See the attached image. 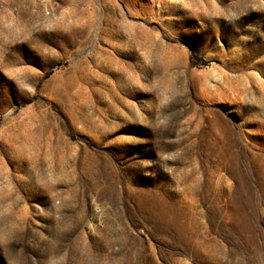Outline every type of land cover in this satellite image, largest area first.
Segmentation results:
<instances>
[{
  "label": "rangeland",
  "instance_id": "374dc122",
  "mask_svg": "<svg viewBox=\"0 0 264 264\" xmlns=\"http://www.w3.org/2000/svg\"><path fill=\"white\" fill-rule=\"evenodd\" d=\"M0 264H264V0H0Z\"/></svg>",
  "mask_w": 264,
  "mask_h": 264
}]
</instances>
